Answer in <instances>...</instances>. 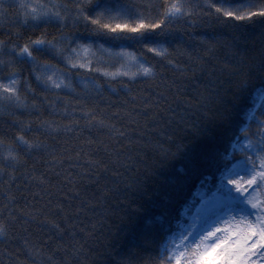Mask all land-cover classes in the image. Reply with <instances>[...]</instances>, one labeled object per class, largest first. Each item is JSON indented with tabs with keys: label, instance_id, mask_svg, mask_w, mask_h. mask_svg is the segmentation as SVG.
I'll return each mask as SVG.
<instances>
[{
	"label": "snow or ice",
	"instance_id": "1",
	"mask_svg": "<svg viewBox=\"0 0 264 264\" xmlns=\"http://www.w3.org/2000/svg\"><path fill=\"white\" fill-rule=\"evenodd\" d=\"M226 4L231 5V0H204V6L208 8L205 15L214 16L221 22L230 18L234 21L255 23L258 17L264 21V0H259V3L236 4L234 7H226ZM8 7L16 9L13 15L22 25H30L33 29H39V32L34 31L33 35L25 38L23 42L16 40L10 43L0 39V111H6L9 115H13L16 110L39 113L41 105H47L54 116L58 114L70 117L67 120L36 121L37 131H47L53 139L61 132H75L78 138L82 133V123L88 129L112 130L116 127L109 119L102 118L103 108L97 112V101L94 100L92 106L84 103V99L90 94L95 96L103 91L100 83L80 77L79 73L74 83L71 70L90 68L92 61L99 59L95 55L99 51L106 53L112 60L119 61L112 71L107 68L93 69L102 72L105 78L127 77L130 83L156 79L158 73L152 64L144 62L127 48H106L105 44L132 38L129 34L142 38L145 30L149 29L162 32L175 18L188 17L189 22L195 24L196 21L191 20V17L200 12V6L190 0H165L159 15L148 16L134 13L132 6L124 0H72L71 3L66 0H12L11 3L9 0H0V17L7 18ZM81 20L89 28L88 36L77 38L74 32L64 31L66 27ZM41 25L44 27L41 28ZM49 25H58L51 35L48 33ZM12 34L17 37L20 35L19 32ZM195 39L204 46V56L194 58L190 50L180 51L189 56V78L193 83H196L195 77L198 73L205 75V81L198 86V91L199 102L205 104L206 110L204 126H190V130L194 140L208 136L213 142L209 146L192 151H188V145L182 142L172 154L187 152L186 160L191 170L197 171L203 166L210 169L211 174L202 175L200 178L196 191L199 203L187 224L177 227L175 217L163 212L155 218L159 223L145 221L147 227L138 234L137 239L147 240L150 235L162 234L157 244L154 264H264V22L260 27L258 48L246 46V41L241 44L237 36L228 39L216 33H207ZM219 46L224 48V59L217 68L215 59H212L209 65L205 57ZM144 47L157 55L167 54V49L159 43L145 44ZM196 51H199V47ZM47 57L61 60L64 67H58ZM21 62L31 65V75L43 92L50 94L51 98L36 93L28 75L21 74ZM167 63L173 65L175 62L169 59ZM176 67L182 74L189 73L188 65ZM130 83L122 84V88L135 101L136 95ZM167 83L173 90L181 88L175 80ZM108 87L115 91V86L111 83ZM65 91L69 95L60 96V93ZM28 95L38 97L40 103L38 104L36 99L29 101ZM74 95L78 98L73 99ZM242 98H250V106L247 107L243 123H234V115L238 112ZM166 99L163 92H158L151 98L149 93L143 92L140 105L134 106L142 107L144 111L137 115H143L146 123L149 119L157 118L158 113H149L148 109L156 107L162 111L161 105ZM58 104L62 106L58 107ZM119 111L121 109H117V112ZM112 115L114 114H108L109 117ZM14 123L18 128L14 136H0V214L4 211L8 213L7 217L0 215V238L5 244L11 242L14 237L10 225L18 223L23 226L21 230L24 235L20 236L17 231L15 238L20 240L32 264H60L53 258L56 251L65 252L63 264H70L73 258L79 260L81 254L87 252L76 236L78 226L70 215L71 207L66 208L63 203L52 204V201L48 200L51 209H55L59 215L52 213L50 209L49 214L43 215L42 223L47 225L49 230L54 229L58 236L69 230L68 236L72 238L71 245L57 239L56 248L52 253H48L27 239V225L41 215V208H28L31 201L25 204L27 210L18 207L15 203L17 197L13 195L12 189L14 183L21 181V173L17 170L24 164V157L42 152L48 156L46 164L50 162V166H57L65 159V153H70L66 158H75L76 163L72 167H78L85 141L74 139L72 143H68L67 148L60 146L58 158L54 154L56 148L48 144L47 137L42 140L38 135L23 134L31 131L30 120L18 118ZM215 123H221L226 128L235 127V132L229 133L228 147L223 151L215 147L216 138L210 128V125ZM112 134L123 136L122 132ZM86 143L91 145L95 141L89 137ZM73 144L76 145V151L71 154ZM97 163L99 162L96 160H89L90 165ZM69 177L75 179L71 173L65 179ZM22 178L29 184L35 182L34 196L53 195L47 190L48 180L43 174L38 176L34 169L23 168ZM171 183L172 187L164 193L161 200L154 201L156 207L161 204L167 207L174 202L186 180ZM52 187L55 188V185ZM27 188L28 184H24L22 191ZM104 191L108 189L105 188ZM132 191L149 198L153 195L143 180L138 181ZM60 194L64 195L63 192ZM66 199L71 200V197ZM90 203L87 198L81 201L75 208V215L87 211ZM128 203L133 211L138 210L134 200L130 198ZM14 209L19 215L14 214ZM61 219L64 227L58 222ZM78 230L84 233V238L87 239L89 234L84 228ZM3 251L11 255L7 248ZM16 264L23 262L17 257Z\"/></svg>",
	"mask_w": 264,
	"mask_h": 264
},
{
	"label": "trees",
	"instance_id": "2",
	"mask_svg": "<svg viewBox=\"0 0 264 264\" xmlns=\"http://www.w3.org/2000/svg\"><path fill=\"white\" fill-rule=\"evenodd\" d=\"M11 2L12 0H9V3ZM66 2L71 3L72 0H66ZM124 2L132 6L134 13H143L148 16L150 14L159 15L165 0H124ZM190 2L200 6V12L191 17V20L196 21L195 24L190 23L188 17L175 18L162 32L149 29L145 30L142 38L135 34H129V37L132 38L109 41L105 44L106 48H127L130 53H135L144 62L152 64L158 73L156 79L136 80L134 83H130L127 77L123 79L105 78L102 72L93 69L107 68L112 71L119 61L112 60L106 53L99 51L95 53L99 59L93 60L90 68L71 70L74 83H76L77 73L80 77L100 83L103 91L95 96L90 94L84 99V103L92 106L94 100L97 101V112L99 113L103 108L102 118L109 119L115 124L116 127L112 130L106 128L88 129L82 123V133L78 138L75 132L67 134L61 132L53 139L47 131H37L36 121L38 119L67 120L70 117L58 114L54 116L47 105H41L39 113L16 110L13 115H9L6 111H0V136H14L18 130L14 121L18 118L30 120L31 131L23 134L26 136L38 135L42 140L47 137L48 144L56 148L54 154L58 158L60 146L67 148L68 143H72L74 139L85 141L82 145L78 167H72L76 163L75 158L73 160L66 158L70 153H65V159L61 164L50 166V162L49 164L45 163L48 156L41 152L24 157V164L17 170L21 173V181L14 183L12 189L13 195L17 197L16 205L27 210L25 204L27 201H31L28 208H41V215H38L35 221L27 225V239L32 244L41 247L42 251L52 253V250L56 248L55 241L57 239L62 243H69V245L72 240L68 236L69 230L58 236L54 229L49 230L48 226L42 223L43 215L49 214L51 209L48 200H51L52 204L63 203L66 208L71 207L70 215L76 220L78 226L76 236L87 249L86 253L81 254L79 260L73 258L70 264H154L157 244L162 234L157 233L154 236L150 235L147 240H138V234L147 227L145 221L151 220L153 224H157L159 221H156L155 218L161 213L167 212L169 216L175 217L176 226L180 227L187 224L189 217L196 211L195 206L199 203L196 191L200 178L202 175L211 174V170L201 166L199 170L193 171L189 168L186 160L187 152L175 155L172 153L176 146L182 142L188 145V151H192L202 146H209L213 141L208 136L193 139L190 126H204L206 107L204 103L199 102L198 86L205 81V75L198 73L195 77L196 83H193L189 78L191 76L189 56L180 50H190L191 56L194 58L204 56V46L200 45L195 37L207 33H216L228 39L237 36L241 44L246 41V46L258 48L260 27L264 21L258 17L255 23L234 21L230 18L221 22L214 16L205 15L208 13V8L204 6V0H190ZM249 2L259 3V0H231V5L226 4L225 6L234 7L236 4ZM15 12L16 9L8 7L7 18L0 17V39H5L10 43L16 40L23 42L25 38L32 36L34 31L39 32V29H33L30 25H22L13 15ZM43 27L41 25V28ZM56 28L58 25H49V35L53 34ZM64 31L74 32L77 38L90 34L88 26L82 20L75 25L66 27ZM16 32L20 34L18 37L12 34ZM101 42L103 43V41ZM156 43L162 44L167 49V54L157 55L144 47L145 44L154 45ZM197 47H199V51H196ZM47 58L51 59L58 67H64L61 60L54 57ZM169 59L174 60L175 63L169 65L167 63ZM205 59L209 61V65H211V60L215 59L216 67L219 68L224 59L223 46L217 47ZM176 65H188L189 73L182 74ZM21 74L28 75L29 82L36 93L51 98L50 94L43 92L34 76L31 75L30 64L21 62ZM170 80H175L181 88L177 90L169 88L167 81ZM109 83L115 86V91L109 89ZM124 83H130V87L136 95L135 101L122 88ZM21 91H23V81H21ZM143 92L149 93V98L158 92H163L167 98L161 105L162 111L156 107L148 109L149 113H158V117L149 119L147 123L143 115H137L144 109L134 106L140 105V96ZM67 95H69L67 91L60 93V96ZM72 98L77 99L78 97L74 95ZM28 99L29 101L36 99L37 103H40L36 96L28 95ZM249 100L250 98H242L240 101L238 112L234 115V123H243L247 107L250 106ZM60 106L62 105L58 104V107ZM210 106L208 105V107ZM117 109H121V111L117 112ZM109 113L114 115L109 117ZM210 128L213 137L216 138L215 147L223 151L228 147L229 133H234L235 127L226 128L221 123H215L210 125ZM112 132H122L123 136L113 135ZM89 137L95 143L87 144L86 141ZM106 149H110V151ZM150 149H155L154 155L147 153ZM75 151L76 145L73 144L71 154H74ZM89 160H96L99 163L90 165ZM101 165H106V167ZM25 167L34 169L38 176L41 174L45 176L48 180L47 190L53 193L52 196L33 195L36 191L35 182L29 184L22 178V171ZM69 173L75 179L71 177L65 179ZM181 179H185L186 183L181 187L180 195L175 201L167 207L163 204L156 207L154 201L161 200L164 193L172 187V181ZM141 180L145 181L148 190L153 192L151 198L133 193L132 190L136 183ZM24 184H28V188L22 191ZM52 185H55V188ZM105 188L108 191L105 192ZM61 192L64 195H61ZM66 197H71V200ZM85 198L91 202L87 211L75 215V208ZM130 198L137 203V211H133L131 204L128 203ZM142 206L146 213L141 212ZM51 211L59 215L55 209H51ZM106 213L110 216L107 217ZM14 214L19 215L15 213V209ZM0 215L7 217L8 213L4 211ZM58 222L61 223V227H64L62 219ZM10 227L14 239L5 244L0 238V264H16L17 257L23 264H32V260L20 240L15 238L17 231L20 232V236L24 235L21 230L23 226L13 223ZM79 228H84L85 232L89 234L87 239L84 238V233L79 232ZM127 232L130 233L128 239L125 236ZM47 237L52 239H47ZM134 244H138L135 249L137 252L131 254V247ZM4 248H7L11 255L5 254ZM65 255L66 253L63 251H56L53 258L63 264ZM113 257H115V262H113Z\"/></svg>",
	"mask_w": 264,
	"mask_h": 264
},
{
	"label": "bare ground",
	"instance_id": "3",
	"mask_svg": "<svg viewBox=\"0 0 264 264\" xmlns=\"http://www.w3.org/2000/svg\"><path fill=\"white\" fill-rule=\"evenodd\" d=\"M147 153H149V155H154V153H155V149H150ZM145 155H146V153H145ZM144 207L142 206L141 207V212L142 213H146V212H144ZM106 216L108 217V216H110V214H107L106 213ZM128 232H130V231H128ZM126 233V239H128L129 238V236H130V233ZM126 239H124V240H126ZM138 247V244H134L133 245V247H131V251H130V253L131 254H133V253H135V252H137V250H135L136 248ZM115 257H113V262H115V259H114ZM96 264H101V263H96Z\"/></svg>",
	"mask_w": 264,
	"mask_h": 264
}]
</instances>
